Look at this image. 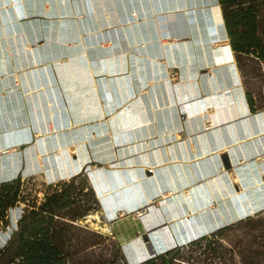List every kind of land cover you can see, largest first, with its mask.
Returning a JSON list of instances; mask_svg holds the SVG:
<instances>
[{
	"label": "crops",
	"instance_id": "0c3cea01",
	"mask_svg": "<svg viewBox=\"0 0 264 264\" xmlns=\"http://www.w3.org/2000/svg\"><path fill=\"white\" fill-rule=\"evenodd\" d=\"M259 87L220 0H0V186L84 174L106 213L209 236L264 211Z\"/></svg>",
	"mask_w": 264,
	"mask_h": 264
},
{
	"label": "rangeland",
	"instance_id": "374dc122",
	"mask_svg": "<svg viewBox=\"0 0 264 264\" xmlns=\"http://www.w3.org/2000/svg\"><path fill=\"white\" fill-rule=\"evenodd\" d=\"M257 29L264 43V6L260 8L258 14ZM240 65L245 78L257 84V88L260 85L259 90L262 92L264 90V58H259L253 51L243 53L240 54ZM32 148H36L35 144L32 145ZM16 149L19 150V147H16ZM93 150L97 152V155L108 153L109 151L113 152V149L105 144L96 146ZM97 163L104 164V162ZM97 172L98 174L101 173L100 175L105 180L106 175L111 174L104 168L98 169ZM43 180L46 179L41 175L27 176L22 180L24 185L18 197L20 202L17 204L14 202L13 204L14 214H21L22 209L24 210L23 214H25L28 210L37 207V205L43 202L45 196L44 188L49 183V181ZM75 184L76 188L74 189L73 198L79 199V202L62 209L61 214H71V210L75 207H79L81 213L87 208H90V210L79 218L66 215L65 217H57L55 219L57 221L55 230L62 235L64 233L63 242L55 241L58 249L61 251L59 256L62 257L63 264H131V262L136 264L137 261L148 257L144 254L140 259L133 260L135 255L139 253L143 255L142 253L145 250H143L138 240H134L127 246L124 243L141 236L142 240H144V235L149 237L148 241H144L148 246L149 256H152L148 243L151 242V247L154 248L155 240L151 237V231L148 229L145 230L144 228H149L154 223H158L156 225H159L167 221L162 217V214L166 212L163 206H159L158 202H156L153 206L157 205V207L152 212L144 209L141 210L145 212L144 216L146 218L144 219L137 212L128 215H124L120 211L118 215L109 212L106 213L100 204L96 192H94L95 196L89 200L90 185L87 177H79ZM97 191L98 193L100 192L99 189ZM183 196L181 194L182 202H187L189 196ZM169 197L173 200L175 199L173 195L167 198ZM162 199L163 197L161 196L160 200ZM182 202H179L178 206L182 205L184 207L185 215L191 210V207L187 206V203L183 204ZM113 206H115V203H113ZM0 213V217H4V209L0 210ZM110 219L116 221L112 223ZM153 220L156 221L153 222ZM172 220H168L169 225L164 224L163 226L154 228L157 230L163 229L162 227H168L160 231L162 233V239L167 243V247L176 243L170 249L156 250L154 248L157 251L156 255H165L168 260L165 264H264V211L224 226L213 234L204 237H200L203 235H199L197 226L195 227L194 222L191 223V220L188 219L187 223L189 225L186 226L187 224H184L185 227L192 231L195 229L193 234L195 238L190 241L180 240L178 231L185 229V227L181 221L177 223V221L174 222ZM4 222H6L5 218ZM198 235L199 237H197ZM153 257L155 256L149 257L143 262ZM169 257L171 261H169ZM156 263L162 264L160 260H157Z\"/></svg>",
	"mask_w": 264,
	"mask_h": 264
},
{
	"label": "trees",
	"instance_id": "16d2710c",
	"mask_svg": "<svg viewBox=\"0 0 264 264\" xmlns=\"http://www.w3.org/2000/svg\"><path fill=\"white\" fill-rule=\"evenodd\" d=\"M258 1L220 0L230 42L237 53L239 63L240 54L250 51L259 58H264V43L257 29L258 14L260 8L264 6V0ZM81 176L86 177L84 174H79L69 181L45 187L43 202L22 215L18 231L11 238L8 246L0 250V264H63L62 257L59 256L61 251L55 241L63 242L64 233L62 235L55 230L57 226L55 219L66 215L79 218L90 210L87 208L81 213L79 207H75L71 210V214H61L62 209L79 202V199L73 198V195L76 180ZM21 188L20 180L13 186L10 184L0 186V210H5L14 204ZM89 195V200L95 196L90 186ZM157 260L162 264L168 261L165 255H156L141 264H157ZM169 261H171L170 257Z\"/></svg>",
	"mask_w": 264,
	"mask_h": 264
},
{
	"label": "built area",
	"instance_id": "2783aa9c",
	"mask_svg": "<svg viewBox=\"0 0 264 264\" xmlns=\"http://www.w3.org/2000/svg\"><path fill=\"white\" fill-rule=\"evenodd\" d=\"M46 187V186H45ZM45 190V188H44ZM42 193V191H40ZM19 197V196H18ZM20 200H16L15 203H19ZM17 208V207H15ZM24 210L22 209V213L21 214H14L13 212V205L8 206L5 210H4V217H0V236H2L4 233L8 234V238L6 240V243L4 245H0V250H3L5 247L8 246L9 241L11 240V238L16 234V232L18 231L19 228V220L23 215ZM138 213V211H135ZM121 213V211H120ZM122 213L127 214L125 211H122ZM4 218L6 219V222H4Z\"/></svg>",
	"mask_w": 264,
	"mask_h": 264
},
{
	"label": "bare ground",
	"instance_id": "6f19581e",
	"mask_svg": "<svg viewBox=\"0 0 264 264\" xmlns=\"http://www.w3.org/2000/svg\"><path fill=\"white\" fill-rule=\"evenodd\" d=\"M144 210H151V208L150 207H147L146 209H144ZM122 213V212H121ZM138 215H145V212H142L141 210H139V212H138ZM110 216V215H109ZM146 217V216H145ZM111 218V217H110ZM147 222V221H146ZM184 222V221H183ZM156 224H158V223H155L154 225H152L151 227H153V226H155ZM149 226V225H148ZM151 227H149V228H144L145 230L146 229H151ZM157 228V227H156ZM153 229H151L150 231H151V237H153L154 238V240H155V245H154V248H156V250H163V249H170V248H172L174 245H176V243H174L172 246H169V247H167V243L165 242V240H163L162 239V233L160 232V231H162V229H157V230H155V231H152ZM154 232V233H153ZM173 233V232H172ZM167 236V235H166ZM173 236V235H172ZM142 237V236H141ZM141 237H136L135 239H133V240H131V241H129V242H126V243H124V245H128V244H130V243H132L134 240H138L139 242H140V244L142 245V247H143V250H145V252L144 253H142L143 255H140V253L139 254H137V255H135V258L133 259L134 261H136V260H138V259H140L141 258V256H144V254H146V256H149V249H148V246L146 245V243H145V241L144 240H142V238ZM151 241H152V239H151ZM6 243V239H3L1 236H0V245H4ZM149 244V246L151 247V242H149L148 243ZM170 244H172V243H170Z\"/></svg>",
	"mask_w": 264,
	"mask_h": 264
},
{
	"label": "water",
	"instance_id": "95a60500",
	"mask_svg": "<svg viewBox=\"0 0 264 264\" xmlns=\"http://www.w3.org/2000/svg\"><path fill=\"white\" fill-rule=\"evenodd\" d=\"M222 158H223V162H224V164H225V167L226 168H229L230 166H231V162L229 161V157H228V155L227 154H224V155H222ZM155 228V226L154 227H152L151 229H154ZM151 229H149V230H151ZM152 231H155V230H152ZM144 240H146V241H148V239H149V237L147 236V235H144ZM175 246V245H174ZM150 251H151V254H152V256H156V253H157V251L154 249V248H152V247H150ZM156 251V252H155ZM152 256H148L147 258H145V259H142V260H140V261H137L136 262V264H140L141 262H143V261H145L146 259H148L149 257H152ZM131 264H133L132 262H131Z\"/></svg>",
	"mask_w": 264,
	"mask_h": 264
}]
</instances>
